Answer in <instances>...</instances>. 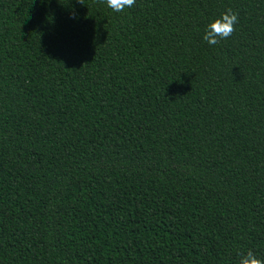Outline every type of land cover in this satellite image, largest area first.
<instances>
[{"label": "trees", "instance_id": "trees-1", "mask_svg": "<svg viewBox=\"0 0 264 264\" xmlns=\"http://www.w3.org/2000/svg\"><path fill=\"white\" fill-rule=\"evenodd\" d=\"M248 249L264 260V0H0V264Z\"/></svg>", "mask_w": 264, "mask_h": 264}, {"label": "clouds", "instance_id": "clouds-1", "mask_svg": "<svg viewBox=\"0 0 264 264\" xmlns=\"http://www.w3.org/2000/svg\"><path fill=\"white\" fill-rule=\"evenodd\" d=\"M79 2L83 4V0ZM103 2L114 12H123L136 4V0H103ZM238 21V13L231 7L227 8L207 24L203 40L209 45H218L236 31ZM236 264H264V260L260 259L252 249H248L247 252L238 253Z\"/></svg>", "mask_w": 264, "mask_h": 264}]
</instances>
